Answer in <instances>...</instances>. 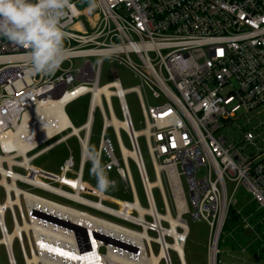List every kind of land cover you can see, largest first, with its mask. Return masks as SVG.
Segmentation results:
<instances>
[{"label": "built area", "instance_id": "built-area-1", "mask_svg": "<svg viewBox=\"0 0 264 264\" xmlns=\"http://www.w3.org/2000/svg\"><path fill=\"white\" fill-rule=\"evenodd\" d=\"M90 7L94 11L86 14L87 9L79 11L68 0H0V248L6 264H16L14 246L23 264H44L31 260L49 253L61 264H83L82 258L107 264L111 252L139 259L137 248L123 249L107 240L103 222L108 220L101 216L139 230V219H145L146 233L154 239L160 227L154 220L160 213L156 194L160 214H169L174 222L162 220L168 257L160 264H173L172 254L178 264L185 263L188 219L206 225V264H219L224 227L239 189L249 196L264 226V150L243 154L240 144L257 139L252 130L244 132L239 145L216 136L221 120L264 105V0H95ZM74 59L84 63L75 67ZM60 62L68 64L62 67ZM104 62L111 81L100 85ZM119 68L137 84L124 89ZM98 88L111 91L109 102L103 93L93 102L92 91ZM130 92L140 105V131L133 129L124 100ZM85 96V124L74 128L65 109ZM96 115L101 130L92 158L88 148ZM112 117L125 126L116 130L109 124ZM108 129L118 157L105 137ZM122 133L134 154L127 162L120 151ZM140 138L149 155L152 181L140 154ZM69 139L78 147L77 168L68 149L61 176L32 165ZM87 161L97 188L83 180ZM128 161L135 168L145 207ZM112 173L129 199L104 192L116 187ZM70 175L74 179H68ZM242 210L235 214L248 239L236 252L244 255L252 248L251 255L259 259L264 228L257 231ZM149 246L153 253L160 249L157 242ZM149 246L144 247L147 253ZM64 253L77 258L70 260Z\"/></svg>", "mask_w": 264, "mask_h": 264}, {"label": "rangeland", "instance_id": "rangeland-1", "mask_svg": "<svg viewBox=\"0 0 264 264\" xmlns=\"http://www.w3.org/2000/svg\"><path fill=\"white\" fill-rule=\"evenodd\" d=\"M68 1L70 3H75L76 8L79 11H83L86 8L90 7L92 4H94L95 0H68ZM51 48L52 47H49L48 49H51ZM89 61L92 63L93 66H95L96 59L91 58L89 59ZM71 63L75 67H78L84 63V60L74 59V60H71ZM59 64L62 67H64L68 63L60 62ZM118 73L120 76L121 84L124 87V89H129L137 84L136 80L127 71L119 68ZM110 81H111V78L109 76V66L107 63L104 62L102 65V70H101L100 85L109 83ZM88 100H89L88 96L78 98L77 100L70 103L65 109V113L71 125L74 128H78L84 123L86 112H87V107H88ZM124 100H125V103L128 109V113H129V116L132 122L133 129L135 131H140L143 128V118H142L140 105H139L136 95L132 92L127 93L124 96ZM148 102L149 104H153L152 100H148ZM111 107L117 119H121L119 112H118L117 103L114 99H111ZM221 125H222V128L218 131L216 136L224 138L227 144L235 143L239 145L240 144L239 142L243 139L244 132L246 130L253 131V133L257 137L255 142H253V144H247V143L240 144V146L243 148V154L245 156L256 155L261 150H264V105L260 106L255 111L247 113L246 115H244V112L241 111L235 115L234 119H228L226 121L221 120ZM100 130H101V120H100L99 115H96L95 121L92 127V136L90 140V145L88 148V152L92 158H95L97 154ZM105 133H106V136H105L106 139L110 142L115 155L118 157L117 144H116L113 132L111 131V129H108ZM121 141L123 143V146L126 149H129V145L123 133L121 134ZM138 146L140 149L142 160L146 166L148 179L152 181L153 175H152L151 166L149 162V155H148L144 140L142 138L138 140ZM67 149L69 150L70 154L73 157L75 168H77V165L79 162V151H78V147L74 139H69L67 140L65 144H61V145L54 147L53 149H51L50 151L42 155L40 158H38L36 161L32 162V165L37 166L39 169L45 172H48L50 174L61 176L62 164L69 154ZM129 164L130 162L128 161V165ZM83 172H84L83 180L90 187L97 188V179L95 176V172L93 170V166L90 162L87 161L84 164ZM130 174L133 179L140 204L141 206L145 207V203L143 201L139 182L137 179V174H136L135 168L131 166V164H130ZM67 177L68 179H71V178L74 179V175H70ZM111 178L116 182V187L108 188V189L106 188L104 192L108 195H111L117 198H122V199L128 198L129 199V197L123 193V185L120 179L114 173L111 174ZM33 193H36L40 195L41 197L46 198L48 200L60 202L65 205L79 208L76 205L64 202L62 200H59L53 196H50L42 192L35 191ZM154 200L157 204L158 211L162 213V210L160 209V200H159L158 194L154 196ZM0 201H2V195H0ZM249 202H250V198L246 194V192L243 189H239L233 198L234 205L231 207V209L234 213H236L235 210H241L243 208L242 212L246 216V218H248V223L253 225L256 221L258 222L259 220H261V215L254 210V207ZM107 206H109V204ZM109 207H112V206H109ZM89 212L93 215L99 216L98 214H95L90 210ZM101 217H103L104 219L108 221L118 223L125 227H129V229L136 230V231L139 230L136 227L125 225L121 222H117L113 219H110L109 217L105 215ZM5 223H6L7 231H10L11 225L9 223V220L6 219ZM187 223H188V229H189V237L187 239L186 246L184 249L185 264H206V245H207V234H208L207 227L203 222H192L189 219L187 220ZM262 228H264V226ZM242 231L243 232L241 235L245 238L246 230L242 228ZM167 241L169 242V240ZM243 245L244 244H242L241 246ZM219 250H220V254L218 255L219 264H264V252L261 253L259 259H256V257L252 256L250 253V251H252V248H250L249 252L242 255L241 253H237L233 251L232 249H230L229 243L226 242V243H221ZM13 254H14L16 264H23L21 256L16 246H14L13 248ZM172 257H173V264H178L173 254H172ZM0 264H6V260H5V256H4L2 248H0Z\"/></svg>", "mask_w": 264, "mask_h": 264}, {"label": "bare ground", "instance_id": "bare-ground-1", "mask_svg": "<svg viewBox=\"0 0 264 264\" xmlns=\"http://www.w3.org/2000/svg\"><path fill=\"white\" fill-rule=\"evenodd\" d=\"M93 7H90L86 10V14H90L93 11ZM93 93V102H95V100H98L99 96L103 93L108 102H109V96L111 94V91H109V89L107 88H98L92 91ZM97 98V99H96ZM63 113L61 112V115ZM65 124V122H64ZM67 124V121H66ZM110 125L114 126L115 129L117 130L118 127H124L125 125L117 120L116 118L112 117V120L109 122ZM88 125H86L85 128H87ZM119 136V134H118ZM120 137V136H119ZM120 151H121V156H122V160L124 162H127V158L128 157H133L134 154L129 151L128 149H126L123 144H120ZM48 188V190H51L53 192H57L55 188ZM136 206L138 207V204L136 202ZM145 209L140 210V213H144ZM155 219V223L160 225L159 229H158V236L156 238H152L150 237L147 233H146V220L140 218L139 222L142 226V230L140 231H136V230H132L126 227H122L119 226L117 224H114L112 222L106 221L103 222V229L105 230V237L107 238V240H111L112 242H117L119 244L120 247H122L123 249H132V247L137 248V250L141 251V254L139 257V259H123L121 258V254L117 253V252H111L110 254H108L106 256V262L107 264H160V260L166 259L168 257V244L165 242L164 239V235L165 232L161 229L163 228L162 226V220L167 219L170 221V223L173 225L174 222L172 221V219L170 218V215L168 214L167 216H164L160 213H158L157 216L154 217ZM151 242H157L158 244H160V249L158 251L157 254L153 253V250L150 248V243ZM145 246H149L148 248V253L145 250ZM175 250H177L178 255L181 257L182 260V251L180 250L179 246H176L174 248ZM48 256V257H47ZM63 256H66L68 259L70 260H76L77 257H74L72 255L69 254H63ZM47 259V260H46ZM41 261L44 264H61L63 263V261H57L52 260L50 257V253L49 255H45V256H41V259H33L31 260V262L33 263H37L38 261ZM50 260V261H48ZM81 262H83V264H89L92 261H90V259H85L82 258ZM27 264H30L29 260H26ZM93 264V263H91ZM185 264V263H184Z\"/></svg>", "mask_w": 264, "mask_h": 264}, {"label": "trees", "instance_id": "trees-1", "mask_svg": "<svg viewBox=\"0 0 264 264\" xmlns=\"http://www.w3.org/2000/svg\"><path fill=\"white\" fill-rule=\"evenodd\" d=\"M260 223L261 221H258V222L256 221L254 223L255 229L257 231H261L262 229V225ZM242 232L243 231H242V228L240 227L239 216L235 214L232 210H230L228 220L224 227L225 237L223 239H224V243L228 242L230 249H232L235 252L239 249V246L245 243L246 237L244 238L241 235ZM263 239H264V235H263Z\"/></svg>", "mask_w": 264, "mask_h": 264}, {"label": "crops", "instance_id": "crops-1", "mask_svg": "<svg viewBox=\"0 0 264 264\" xmlns=\"http://www.w3.org/2000/svg\"><path fill=\"white\" fill-rule=\"evenodd\" d=\"M88 8H90V7H88ZM88 8H86V9H88ZM86 9H85V10H86ZM85 10H83V11H85ZM93 11H94V9H93ZM93 11H92V12H93ZM66 108H67V107H66ZM87 108H88V107H87ZM86 113H87V112H86ZM85 121H86V116H85ZM85 121H84V123H83L82 125L85 124ZM69 122H70V121H69ZM70 124H71V123H70ZM82 125H81V126H82ZM81 126H80V127H81ZM72 127H73V126H72ZM78 128H79V127H78ZM117 152H118V151H117Z\"/></svg>", "mask_w": 264, "mask_h": 264}]
</instances>
